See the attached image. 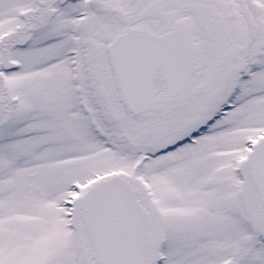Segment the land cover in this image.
I'll return each mask as SVG.
<instances>
[{
  "label": "snow or ice",
  "instance_id": "obj_1",
  "mask_svg": "<svg viewBox=\"0 0 264 264\" xmlns=\"http://www.w3.org/2000/svg\"><path fill=\"white\" fill-rule=\"evenodd\" d=\"M0 264H264V0H0Z\"/></svg>",
  "mask_w": 264,
  "mask_h": 264
}]
</instances>
